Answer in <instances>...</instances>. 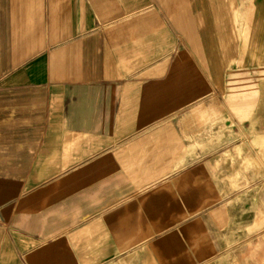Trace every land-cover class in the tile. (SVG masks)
<instances>
[{"label": "crops", "instance_id": "0c3cea01", "mask_svg": "<svg viewBox=\"0 0 264 264\" xmlns=\"http://www.w3.org/2000/svg\"><path fill=\"white\" fill-rule=\"evenodd\" d=\"M263 74L264 0H0V264H258Z\"/></svg>", "mask_w": 264, "mask_h": 264}, {"label": "rangeland", "instance_id": "374dc122", "mask_svg": "<svg viewBox=\"0 0 264 264\" xmlns=\"http://www.w3.org/2000/svg\"><path fill=\"white\" fill-rule=\"evenodd\" d=\"M260 82L262 83L257 86V91L254 94V98L261 101L262 106L256 107L252 110L254 116L253 121L256 122L251 123L249 128H251L253 131L262 130L264 132V74L260 76ZM253 191L254 195L262 196L264 198V183ZM262 206L264 207V204H262ZM259 210L261 211V207ZM256 211L257 210H255V212ZM258 216L259 218H255L256 229L258 226L264 227V215L263 218H261V213L259 212ZM257 256L258 264H264V253H257Z\"/></svg>", "mask_w": 264, "mask_h": 264}]
</instances>
